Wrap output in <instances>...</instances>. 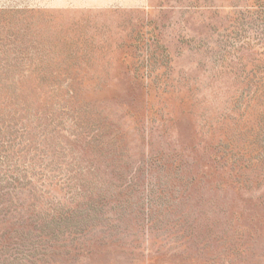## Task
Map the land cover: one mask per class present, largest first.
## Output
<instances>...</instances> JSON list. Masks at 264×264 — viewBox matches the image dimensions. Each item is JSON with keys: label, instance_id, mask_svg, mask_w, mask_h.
<instances>
[{"label": "rangeland", "instance_id": "obj_1", "mask_svg": "<svg viewBox=\"0 0 264 264\" xmlns=\"http://www.w3.org/2000/svg\"><path fill=\"white\" fill-rule=\"evenodd\" d=\"M258 3L0 0V264H264Z\"/></svg>", "mask_w": 264, "mask_h": 264}, {"label": "trees", "instance_id": "obj_2", "mask_svg": "<svg viewBox=\"0 0 264 264\" xmlns=\"http://www.w3.org/2000/svg\"><path fill=\"white\" fill-rule=\"evenodd\" d=\"M258 11L262 13L261 18L264 22V0H258ZM244 11H238L239 16L234 17V20H236V28H232L230 30L229 36H233L236 38L243 37V40L249 42L250 39H247V37H251L250 34L247 33L252 27H260L258 23H252L250 26L249 21L245 20L244 12L249 11L247 6L244 5ZM261 20V21H262ZM264 24V23H263ZM260 37L264 38V25L260 28ZM261 38H259V41ZM264 47V46H263ZM260 53L264 54V48ZM264 59V57H263ZM250 73L252 75L251 79H248V81H252L254 83L253 87H250L247 85V92L245 93L247 104H249V101H254L255 107L258 111V121L261 123L260 129L264 133V62L255 64L251 70ZM257 82V84H256ZM242 96V95H241ZM239 100V98H238ZM259 133V132H258ZM18 165V164H17ZM15 165V166H17ZM14 165H12L8 159H5V157H0V213L4 212L3 214L6 215V212H9V206L7 205V201L9 199L6 198V193H12L14 191L13 188L19 187L21 185V180H23V176L19 174L18 171H14L13 168ZM2 196V197H1ZM7 238L4 237V234H0V256L4 253V251L8 250V244H11L14 246V244L17 246L18 242H7ZM15 247V246H14ZM18 249V248H17ZM34 254V255H32ZM44 254V253H42ZM36 254L35 253H26V262L33 263L35 261ZM24 258V259H25ZM39 262H41L42 257H36ZM9 264V263H8Z\"/></svg>", "mask_w": 264, "mask_h": 264}]
</instances>
